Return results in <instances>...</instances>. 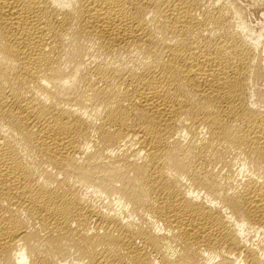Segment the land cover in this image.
<instances>
[{"label": "bare ground", "instance_id": "6f19581e", "mask_svg": "<svg viewBox=\"0 0 264 264\" xmlns=\"http://www.w3.org/2000/svg\"><path fill=\"white\" fill-rule=\"evenodd\" d=\"M245 9L0 0V264H264Z\"/></svg>", "mask_w": 264, "mask_h": 264}, {"label": "rangeland", "instance_id": "374dc122", "mask_svg": "<svg viewBox=\"0 0 264 264\" xmlns=\"http://www.w3.org/2000/svg\"><path fill=\"white\" fill-rule=\"evenodd\" d=\"M241 2H243L244 6L246 7V9H245L246 10L245 11L246 20L254 27V30H258L260 25H262L264 23V15H262V12L259 11L256 7L252 6L253 4L251 3L252 2L251 0H248V1L247 0H241ZM260 22H261V24H260Z\"/></svg>", "mask_w": 264, "mask_h": 264}]
</instances>
